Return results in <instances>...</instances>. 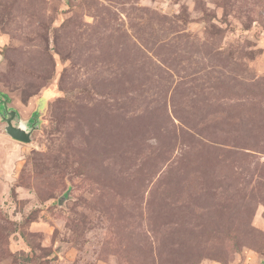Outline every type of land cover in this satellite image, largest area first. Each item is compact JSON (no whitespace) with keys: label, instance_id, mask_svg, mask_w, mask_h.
Wrapping results in <instances>:
<instances>
[{"label":"rangeland","instance_id":"1","mask_svg":"<svg viewBox=\"0 0 264 264\" xmlns=\"http://www.w3.org/2000/svg\"><path fill=\"white\" fill-rule=\"evenodd\" d=\"M5 109L0 264H264V0H0Z\"/></svg>","mask_w":264,"mask_h":264},{"label":"water","instance_id":"2","mask_svg":"<svg viewBox=\"0 0 264 264\" xmlns=\"http://www.w3.org/2000/svg\"><path fill=\"white\" fill-rule=\"evenodd\" d=\"M5 110L7 113L2 112L0 115L5 120L6 133L16 140L23 142H30V133L35 128V122H36V120L34 119L35 117L33 118V122L30 126V122L32 120H30L28 125H26L25 122H22L19 118H17V112L14 109H10V110L5 109Z\"/></svg>","mask_w":264,"mask_h":264},{"label":"bare ground","instance_id":"3","mask_svg":"<svg viewBox=\"0 0 264 264\" xmlns=\"http://www.w3.org/2000/svg\"><path fill=\"white\" fill-rule=\"evenodd\" d=\"M49 93H50L49 91H45L44 94H43V97H44V96H48ZM44 99H45V97H44ZM39 101H40V100H39ZM45 101H46V99H45ZM45 101L43 100L42 103L44 104Z\"/></svg>","mask_w":264,"mask_h":264}]
</instances>
